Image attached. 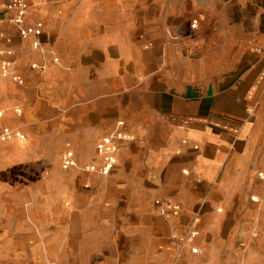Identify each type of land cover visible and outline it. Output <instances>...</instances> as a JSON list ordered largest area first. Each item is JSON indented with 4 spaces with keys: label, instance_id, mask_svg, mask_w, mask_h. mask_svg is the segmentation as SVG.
Masks as SVG:
<instances>
[{
    "label": "crops",
    "instance_id": "obj_1",
    "mask_svg": "<svg viewBox=\"0 0 264 264\" xmlns=\"http://www.w3.org/2000/svg\"><path fill=\"white\" fill-rule=\"evenodd\" d=\"M28 1L42 51L8 25L2 44L23 84L0 82V134L25 138L0 140V264H264V0ZM118 130L116 168L89 178L86 204L62 177L48 187L56 153L86 165Z\"/></svg>",
    "mask_w": 264,
    "mask_h": 264
},
{
    "label": "built area",
    "instance_id": "obj_2",
    "mask_svg": "<svg viewBox=\"0 0 264 264\" xmlns=\"http://www.w3.org/2000/svg\"><path fill=\"white\" fill-rule=\"evenodd\" d=\"M43 4H49L51 0H42ZM32 5L28 0H0V82L7 78L17 84L22 85L23 80L20 75L15 72L14 62L9 60L12 55V51L9 47L2 46L12 42V38L7 35L4 29L5 25L13 27L18 32L22 39H30L32 46L35 50L42 51L41 37L44 31V24L41 22L36 23L34 26H27L26 22L31 12ZM197 23H192V29L196 28ZM57 62L58 60L55 59ZM46 66L40 67L42 72L46 71ZM0 116L3 113L0 112ZM119 127L123 126V123L118 124ZM14 138L24 140V135L10 130L4 129L0 134V140L8 141ZM126 139L124 132L120 130L110 134L103 138L98 144L95 150L100 159V164L93 165L86 168L88 172H96L101 176H108L112 173V170L116 168L118 153L121 149L120 143ZM65 152L61 157V165L64 170H71L77 167V161L75 154L70 145H67ZM155 206L159 215L169 220L180 216L181 207L178 204L168 202L165 200H156ZM194 254L197 251L193 250Z\"/></svg>",
    "mask_w": 264,
    "mask_h": 264
},
{
    "label": "rangeland",
    "instance_id": "obj_3",
    "mask_svg": "<svg viewBox=\"0 0 264 264\" xmlns=\"http://www.w3.org/2000/svg\"><path fill=\"white\" fill-rule=\"evenodd\" d=\"M50 3H52V2H50ZM257 14L261 15V11L258 10ZM248 15H251L250 12H247V11L242 12L243 18H247ZM261 17L263 20L262 23L264 25V14ZM64 152H65V149L60 153L59 152L56 153L52 157V163L46 166V171L44 173L46 174L47 178H51V181H50L51 186H48V187L54 188L55 187L54 185L57 183L54 179L56 177H58V178L62 177V183L64 185L63 187L78 190L79 194H78V197L76 199L78 200L79 204L84 205L87 202L86 201L87 197L85 195L86 194L85 191H83V190H88L89 188L93 187V186H91L92 183L89 181V178H91L92 176H96L98 178L109 179L111 174L108 176H101L96 172L86 171L87 167L93 166L95 164H97V165L100 164V159H98L99 158L98 155H97V160H95L94 162L91 161L90 163H88L86 165L77 164L76 168L74 167L73 169L66 171L62 168V165H61V157H62V154ZM28 169H29V167L27 165H20V166H16L13 170L10 171L11 177H10V180L8 183L11 187V190L15 191L14 193H12V197L14 199H17L19 197L20 193L24 189H26V187H27V183L29 180L28 179L29 175H28V171H27ZM30 182H32V181H30ZM155 201L156 200L153 201L154 206L156 204ZM27 205H28V203H24L22 207H15L14 205L7 206V207H9V209H8L10 211L9 213L10 214H16L14 216H16V218L18 219L19 217H21V214L26 211ZM155 208H156V206H155ZM179 217L180 216L175 217V218H170V220L174 221ZM257 236L258 237L259 236L264 237V229H257L256 230V237ZM197 237H198V235H197V232L195 230H187V233L185 234V238L187 239L186 244H188V245L191 244L192 241L195 240ZM122 245L123 244H120L119 246H122ZM187 248H188V250L193 252L191 247H187ZM180 251H181V249H180Z\"/></svg>",
    "mask_w": 264,
    "mask_h": 264
}]
</instances>
